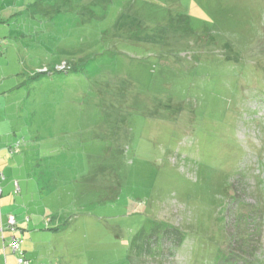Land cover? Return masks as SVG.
Returning a JSON list of instances; mask_svg holds the SVG:
<instances>
[{
    "label": "rangeland",
    "instance_id": "374dc122",
    "mask_svg": "<svg viewBox=\"0 0 264 264\" xmlns=\"http://www.w3.org/2000/svg\"><path fill=\"white\" fill-rule=\"evenodd\" d=\"M0 40V264H264V0H0Z\"/></svg>",
    "mask_w": 264,
    "mask_h": 264
},
{
    "label": "built area",
    "instance_id": "2783aa9c",
    "mask_svg": "<svg viewBox=\"0 0 264 264\" xmlns=\"http://www.w3.org/2000/svg\"><path fill=\"white\" fill-rule=\"evenodd\" d=\"M0 43H1V40H0ZM0 193H2L1 190H0ZM16 228H17L16 219L14 216H11L8 220L7 230L11 232H15ZM0 233L2 234V240L4 242L5 241L4 239L5 228L3 225H1ZM21 245H22V241H19L17 238L13 237L9 247L12 249L13 253H20ZM0 250H2L1 247H0ZM3 252L5 253V248H3ZM17 264H28L24 255L21 254L18 256Z\"/></svg>",
    "mask_w": 264,
    "mask_h": 264
},
{
    "label": "crops",
    "instance_id": "0c3cea01",
    "mask_svg": "<svg viewBox=\"0 0 264 264\" xmlns=\"http://www.w3.org/2000/svg\"><path fill=\"white\" fill-rule=\"evenodd\" d=\"M13 10H14V8H12L11 10H5V11H3L2 14H3V15H4V14H5V15L8 14V15H10V17H11V16H13V15H12ZM16 15H18V14L16 13ZM16 15H15V16H16ZM1 211H2V210H0V228H1V225L4 226L3 215H1ZM7 216H9L8 219H7V225H8V220H9V218H10L11 216H14V215H10V214H9V215H7ZM14 217H15V216H14ZM15 219H16V217H15ZM16 221H17V219H16ZM17 224H18V223H17ZM20 225H21L20 227H22V220L20 221ZM18 228H19V227H18ZM21 230H22V229H21ZM10 234H11V233H10ZM13 234H14V233H13ZM12 237H13V236H12ZM4 243H5V241H4ZM26 252H27L26 250H25V251H24V250H21L20 253L18 254V256L21 255V254H22V255H24V254L27 255ZM4 255H5V263L8 264V263H9V262H8V257L6 256L5 253H4ZM17 259H18V257H16V258H15V257H10V259H9V260H10V264H17ZM27 262H28V264H31L30 261H29L28 259H27Z\"/></svg>",
    "mask_w": 264,
    "mask_h": 264
},
{
    "label": "trees",
    "instance_id": "16d2710c",
    "mask_svg": "<svg viewBox=\"0 0 264 264\" xmlns=\"http://www.w3.org/2000/svg\"><path fill=\"white\" fill-rule=\"evenodd\" d=\"M11 233V232H10ZM12 234V233H11ZM16 238V237H15ZM4 239H5V237H4ZM233 251H234V249H233Z\"/></svg>",
    "mask_w": 264,
    "mask_h": 264
}]
</instances>
